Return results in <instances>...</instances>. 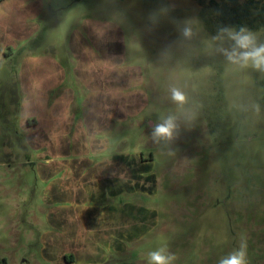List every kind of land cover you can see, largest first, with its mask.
<instances>
[{
	"label": "rangeland",
	"instance_id": "374dc122",
	"mask_svg": "<svg viewBox=\"0 0 264 264\" xmlns=\"http://www.w3.org/2000/svg\"><path fill=\"white\" fill-rule=\"evenodd\" d=\"M219 29L193 0H0V264H264V71Z\"/></svg>",
	"mask_w": 264,
	"mask_h": 264
},
{
	"label": "clouds",
	"instance_id": "9594fccd",
	"mask_svg": "<svg viewBox=\"0 0 264 264\" xmlns=\"http://www.w3.org/2000/svg\"><path fill=\"white\" fill-rule=\"evenodd\" d=\"M183 34L189 36L191 30L184 29ZM227 37L231 44L227 48H221L220 51L226 59L233 64H239L241 67L251 66L256 70L264 71V42H261L257 34L245 26L234 28L223 26L219 29L217 39ZM171 99L179 105L187 102L185 93L175 87L171 90ZM177 128L174 117H168L161 123L152 125L153 138L172 139ZM177 257L166 247L157 248L150 251L147 256V264H174ZM217 264H249L247 258V245L241 242L238 248L226 256L221 257Z\"/></svg>",
	"mask_w": 264,
	"mask_h": 264
},
{
	"label": "trees",
	"instance_id": "16d2710c",
	"mask_svg": "<svg viewBox=\"0 0 264 264\" xmlns=\"http://www.w3.org/2000/svg\"><path fill=\"white\" fill-rule=\"evenodd\" d=\"M200 8L207 9L214 26L260 30L264 35V0H193ZM119 161L122 155L116 156ZM143 169H148L144 166Z\"/></svg>",
	"mask_w": 264,
	"mask_h": 264
},
{
	"label": "crops",
	"instance_id": "0c3cea01",
	"mask_svg": "<svg viewBox=\"0 0 264 264\" xmlns=\"http://www.w3.org/2000/svg\"><path fill=\"white\" fill-rule=\"evenodd\" d=\"M64 258H65V256H64Z\"/></svg>",
	"mask_w": 264,
	"mask_h": 264
}]
</instances>
